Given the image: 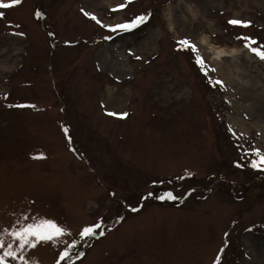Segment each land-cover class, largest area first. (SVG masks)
<instances>
[{
	"label": "rangeland",
	"instance_id": "rangeland-1",
	"mask_svg": "<svg viewBox=\"0 0 264 264\" xmlns=\"http://www.w3.org/2000/svg\"><path fill=\"white\" fill-rule=\"evenodd\" d=\"M110 1L93 14L101 24L83 14L82 0L0 9V229L38 217L66 230L58 245L26 250L30 264H56L74 241L71 264H213L225 245L221 264H264V168L251 167V150L264 153L255 126L264 127V60L238 39L264 45V0H133L116 11L126 0ZM186 4L196 14L188 27ZM140 14L149 18L131 32L102 26ZM200 34L243 46L221 64L244 83L224 78L228 70L198 47ZM184 38L207 74L196 53L178 48ZM107 88L124 97L114 113L126 118L107 114ZM167 192L177 199L157 198ZM97 222L105 234L81 240Z\"/></svg>",
	"mask_w": 264,
	"mask_h": 264
},
{
	"label": "snow or ice",
	"instance_id": "snow-or-ice-1",
	"mask_svg": "<svg viewBox=\"0 0 264 264\" xmlns=\"http://www.w3.org/2000/svg\"><path fill=\"white\" fill-rule=\"evenodd\" d=\"M133 0H126L124 4H120L117 9H113V11L124 9L127 4L132 3ZM22 0H0V9H10L14 6L21 5ZM83 14L90 19L94 20L97 24H101V21L96 18L95 15L84 11L81 9ZM35 16L39 19L43 17V13L40 11H36ZM4 12L0 11V17H4ZM149 15L140 14L135 16L132 20L118 23L114 26L102 25L104 27H108L113 32H131L137 29L140 25L147 22ZM231 25H238L241 27H248L250 26V21H244L240 19H232L228 21ZM18 35H23V33H17ZM49 35H53L49 33ZM105 39H111V37H105ZM238 39H243L245 41V47L248 48L252 53H254L259 59L264 60V45H260L257 47H253L252 45L256 44L257 42L249 37H238ZM178 48L182 50L190 49L193 53H196L195 62L200 67V70L207 74V66L205 65L204 59L199 55L198 49L194 43H192L189 39L184 38L177 41ZM137 59H140L137 57ZM214 71V69H213ZM211 82V81H210ZM216 84H222L221 81H215ZM8 107H16V108H36V105L31 104H10ZM110 116H118L119 118L123 119L126 118L129 114L127 112L123 113H114L108 112ZM66 136L69 133L68 128L63 129ZM70 140V137H69ZM246 155L249 154L247 151ZM251 154L254 155L256 158L251 161L252 168H264V153L260 151L258 148H253L251 150ZM34 159H43L45 158L41 153L38 156H34ZM186 175H191V173H187ZM179 179H184V177H179ZM152 193H148L150 197ZM160 200H175L177 199L171 192H167L159 197ZM132 211H138V209L133 208ZM122 219V217L120 218ZM24 220H27V217H24ZM19 227H14L12 230L7 229H0V264H10L11 261L23 262V264H30L29 260L25 258V252L28 249H34L37 245L41 243H51L52 246H56L61 243V237L65 235V229L58 225L51 219H44L33 217L31 223H23L21 221H17ZM97 229H101L98 233L99 236H103L105 233L102 230L101 223L97 222L94 225L84 227L80 232V239L85 240L86 238H91L97 235ZM11 242H9V239ZM76 246V242L74 241L72 244L67 245L62 251L59 253V257L56 261V264H60L61 261H68L71 264V260L73 259V249ZM225 245L224 247H226ZM224 247L220 249L217 253L213 264H221L222 256L221 253L224 251ZM83 253H76L75 258L78 259L82 256ZM31 264H37V262L32 259Z\"/></svg>",
	"mask_w": 264,
	"mask_h": 264
},
{
	"label": "bare ground",
	"instance_id": "bare-ground-1",
	"mask_svg": "<svg viewBox=\"0 0 264 264\" xmlns=\"http://www.w3.org/2000/svg\"><path fill=\"white\" fill-rule=\"evenodd\" d=\"M120 1V0H119ZM83 4L85 7H87L88 12L92 14L98 15L101 13L102 9L104 8L103 6H107L110 4V0H82ZM115 2L114 4H116ZM168 11H170L169 8H167ZM180 12L182 14V17L188 20V24L186 25L185 22H183V25L185 27H188L190 25V22L194 20V17L196 14L194 13L193 7H191L190 4L183 5V7H180ZM185 13V15H183ZM100 15V14H99ZM242 15V12H241ZM166 19L169 22V28H173V19H172V12L170 11L169 15H166ZM182 22V21H181ZM108 25V24H106ZM115 24H111L108 26H114ZM196 43L200 49H203L205 53H210L212 55V59L215 60V63L217 65V69L219 71L224 69H227L228 72L226 71V76L224 77L225 79H228V82L232 83L234 82L236 76V79H240V81L237 80V82H245L242 80V77L238 75V73H232V69L230 68V65L226 64H221L227 57H231L234 59L239 58L240 56L244 55V48L242 47H226V46H221L212 43L210 40V37L207 34H200L197 37ZM140 47L144 49H148V44L139 42ZM136 45L133 46L134 50L136 49ZM133 50V49H132ZM119 60L122 62V57L123 53L120 51V54L117 56ZM120 67L123 66L122 63H119ZM236 70H238L237 67H235ZM104 101L103 104L105 107H107L110 111L113 112H119V109L121 108L122 102L124 103V97L122 95H118L113 93L109 88H107L104 96ZM230 101H233L232 98H230ZM235 102V101H233ZM232 124L235 125V127L241 129L244 125L243 122L239 119H233ZM256 127H259L260 130L264 131V127L261 125L256 124Z\"/></svg>",
	"mask_w": 264,
	"mask_h": 264
}]
</instances>
